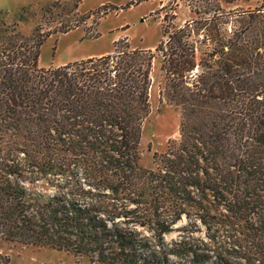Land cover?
Returning <instances> with one entry per match:
<instances>
[{
    "label": "trees",
    "instance_id": "trees-1",
    "mask_svg": "<svg viewBox=\"0 0 264 264\" xmlns=\"http://www.w3.org/2000/svg\"><path fill=\"white\" fill-rule=\"evenodd\" d=\"M201 1L198 20L161 19L154 50L116 42L54 68L38 67L40 48L77 26L25 37L0 9V241L90 264H264V0ZM156 55L179 131L144 169ZM37 184L48 195L29 201Z\"/></svg>",
    "mask_w": 264,
    "mask_h": 264
},
{
    "label": "rangeland",
    "instance_id": "rangeland-1",
    "mask_svg": "<svg viewBox=\"0 0 264 264\" xmlns=\"http://www.w3.org/2000/svg\"><path fill=\"white\" fill-rule=\"evenodd\" d=\"M74 0H0V9L4 12L6 23H17L18 32L31 37L35 28L41 34L51 33L66 23L77 27L67 34L48 36L39 50V68H54L91 56L105 55L114 50V43L127 44L130 49L154 50L161 39V19L173 26L181 27L190 20H198L201 15L195 14L206 5L201 0H82L77 7L78 16L69 13ZM220 6L226 11L234 9H253L262 5L261 0H234L227 4L219 0ZM58 2L65 10L54 9L49 13L45 8ZM102 7H105L104 10ZM101 9L105 13L101 12ZM98 11V12H97ZM94 13L84 22L83 17ZM21 17V20L19 19ZM78 20V21H77ZM79 22V23H77ZM166 25V24H165ZM160 56L156 55L152 67L150 85V108L142 131V159L140 165L144 169H152L154 152H165L170 140L178 137L179 111L172 105L161 101L160 93L165 83L160 72ZM28 187L29 201H43L48 195L47 188L42 184ZM183 219L174 229L185 225ZM178 233L166 235V241L177 239ZM203 238V234H197ZM0 253L9 258L10 264H90L82 257L51 249L28 247L12 242L0 241ZM174 262L185 264V261L174 259Z\"/></svg>",
    "mask_w": 264,
    "mask_h": 264
},
{
    "label": "crops",
    "instance_id": "crops-1",
    "mask_svg": "<svg viewBox=\"0 0 264 264\" xmlns=\"http://www.w3.org/2000/svg\"><path fill=\"white\" fill-rule=\"evenodd\" d=\"M178 1L181 3L182 0H178ZM100 56H101V55H100ZM91 57H93V56H91ZM97 57H98V56H97ZM88 58H89V57H88ZM86 59H87V58H86Z\"/></svg>",
    "mask_w": 264,
    "mask_h": 264
}]
</instances>
